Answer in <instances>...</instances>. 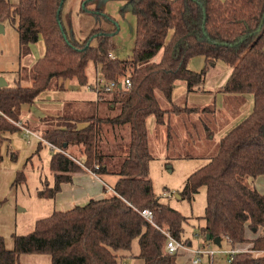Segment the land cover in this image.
<instances>
[{
    "label": "trees",
    "instance_id": "trees-1",
    "mask_svg": "<svg viewBox=\"0 0 264 264\" xmlns=\"http://www.w3.org/2000/svg\"><path fill=\"white\" fill-rule=\"evenodd\" d=\"M65 1L0 0V22L17 24L21 60L41 37L45 43V54L31 67V85H23L20 75L14 85L7 81L0 86V147L8 133L20 130L15 122L24 105L44 91L62 90V81L88 84L87 67L93 63L118 87L99 94L90 113L63 115L42 131V139L59 150L50 160L54 183L45 182L39 195L55 199L64 183L87 170L102 180L106 174L118 178L103 198L54 211L38 219L28 234L14 235L13 249L0 235V264H20L23 254L36 253L50 255L51 264H122L131 256L135 239L136 258L143 264H178L177 256L165 249V232L192 244L184 235L190 219L155 192L147 119L155 115L158 123H164L167 111L156 91L170 102L178 82L190 92L199 91L218 61L231 68L221 92L252 96L253 109L221 139L218 152L187 177L179 194L192 200L201 188L206 189L204 225L194 235L202 243L214 242L216 237L221 238V246L224 241L232 247L250 243L229 264H264V231L260 233L264 193L255 186L256 178L264 175V0H129L137 25L128 59L109 56L116 22L113 28L93 29L82 41L71 37L62 19ZM89 1L84 0L81 11L99 13L88 8ZM196 57L205 59L200 72L190 67ZM126 77L130 88L120 87ZM183 110L198 109L172 107L173 112ZM106 129L114 133L113 141L107 139ZM125 129L129 130L128 153L118 171L110 172L107 161L116 156L115 149H124L125 137L118 131ZM206 131L211 137L208 127ZM75 148L80 155L72 151ZM19 175L16 181H24V173ZM145 209L152 211V221L142 215ZM247 228L254 238L246 236Z\"/></svg>",
    "mask_w": 264,
    "mask_h": 264
},
{
    "label": "rangeland",
    "instance_id": "rangeland-1",
    "mask_svg": "<svg viewBox=\"0 0 264 264\" xmlns=\"http://www.w3.org/2000/svg\"><path fill=\"white\" fill-rule=\"evenodd\" d=\"M10 1L12 3L18 2V0ZM83 5L84 0H66L64 3L62 19L71 37L82 41L95 28L108 29L117 24L118 31L111 39V49L117 58L128 59L131 57L137 24L129 0H90L88 8L99 13L82 12L81 7ZM3 24L5 30L0 33V77L5 78L10 85H14L16 79H19L21 75L22 84L29 86L32 83L31 67L37 57L45 54L44 43L34 44L32 54L21 60L19 59L17 24L12 23L10 20H6ZM159 58L160 55L155 59L159 60ZM87 74L89 77L88 84L75 87L76 89L69 86V90L80 94L82 97L93 99L96 93L89 90L87 86L96 83L102 75L100 69L96 68L93 63H89ZM160 94L162 93L158 90V95ZM101 106H103V102ZM38 109L39 106L34 105L33 111L37 115L39 114L36 111ZM66 115L70 116L72 114ZM28 125L31 129L44 130L38 121L33 124L28 122ZM16 126L18 125L16 124ZM18 127L20 128V126ZM113 134L111 130L106 129V137L109 141H113ZM119 134L126 136L125 142L126 140L129 142L128 129L122 130L120 133L118 131V136ZM26 136L29 137L25 131L18 130L10 135V141L5 140L0 147V235L4 237L6 246L9 249L14 247V235L28 234L35 228L38 219L49 216L57 207L54 199L39 195V190L45 186V182H51V185L54 183V177L50 169V160L54 151L45 142H43L44 144L40 150L36 151V144L33 142L29 145ZM30 139L33 140L34 138ZM72 151L77 153L76 148ZM115 152H120V150L115 149ZM77 154L80 155V153ZM200 163V158H176L167 163L166 158L161 156H156L150 163V177L153 180L157 196L162 201L170 203L190 219V225L186 224L184 235L185 238L192 240L194 246L198 245L194 235L204 225L201 217L204 215L206 208V189L201 188L192 200L182 199L177 195L183 190L187 177L198 169ZM110 165L114 168L117 165L116 160H112ZM20 172L25 175L24 181H16L17 177L20 176ZM113 176L115 175L109 177L110 180L109 178L104 179L107 183H112ZM111 191L108 190L105 193L108 194ZM165 192L168 193L167 196L164 195ZM247 229L249 230V228ZM263 231L264 229H261L260 233ZM246 247L248 248V246ZM222 248L229 249L231 247L223 244ZM138 253L139 243L138 239H135L131 256L126 257L124 261L127 264H143V261L136 258ZM188 253L183 252L176 255L177 263L185 264L183 260H186V263L189 264L190 254ZM20 264H51V257L44 253L23 254ZM215 264H229L228 254L224 252L217 253Z\"/></svg>",
    "mask_w": 264,
    "mask_h": 264
},
{
    "label": "crops",
    "instance_id": "crops-1",
    "mask_svg": "<svg viewBox=\"0 0 264 264\" xmlns=\"http://www.w3.org/2000/svg\"><path fill=\"white\" fill-rule=\"evenodd\" d=\"M39 42L44 43L42 37L37 43ZM33 46L34 44L31 46V53L29 55L32 54ZM204 62V57L194 58L190 61V67L200 72L204 66ZM230 74V66L223 61H218L208 71L203 88L199 91L190 92L185 83L178 82L173 90L172 102L165 97L163 92L158 95V91H156V97L160 106L167 112L164 117V123H158L155 115H150L147 119L149 149L154 158L156 156L165 157L167 163L176 158H200L201 163L198 166L199 168L218 152L221 139L249 116L254 105L252 96L221 92V88L228 80ZM62 85V90L44 91L32 104L23 106L22 116H20V122L23 126L20 127V131L26 132V129H28L32 132L29 137L26 136L28 138L27 142L29 145L34 142L37 146L36 151L40 150L44 144L43 142L47 144L48 142L42 139V131L34 128L31 129L28 122L33 124L38 121L45 129L47 126L50 127L57 123V118L63 115H70L75 112L81 113L80 115L90 113L92 104L99 99L98 94L93 99H89V97H82L80 94L69 90V86L74 87V89H76L75 87L82 86L76 80L62 81ZM34 105L39 106V109L36 110L39 113L38 115L33 111ZM173 105H177L180 108H196L198 110L173 112ZM204 108H207V110L203 111ZM79 126L83 127L85 124L80 123ZM206 127L210 129L211 137L208 131H206ZM10 135L12 133L6 135L8 141L11 139ZM30 138L34 139L31 140ZM128 144L129 142L126 140L124 149L116 152V156L107 161V167L110 172H116L120 168L122 161L128 153ZM51 150L55 152L53 148ZM112 160H116L117 165L114 168L110 165ZM112 175L115 174H106L104 178L108 179ZM117 178V175H115L113 176L112 183H107L104 181L105 179L102 180L91 171L87 170L86 172L77 173L73 177V182L62 185L61 192L54 199L57 205L54 211L69 210L77 205L86 204L92 198H103L104 194H106L105 192H107L106 188L110 190ZM48 183L50 184L51 182ZM255 186L261 193H264V175L256 178ZM251 232L250 229L246 231V236L249 239L256 236ZM195 238L197 240L196 244H202L200 238L197 236ZM223 244H227L229 247L238 249L239 251H247L251 247L250 243L236 244L233 247L228 241H224ZM188 254H190L188 258L190 259L191 253ZM183 262L188 264L186 260H183Z\"/></svg>",
    "mask_w": 264,
    "mask_h": 264
},
{
    "label": "built area",
    "instance_id": "built-area-1",
    "mask_svg": "<svg viewBox=\"0 0 264 264\" xmlns=\"http://www.w3.org/2000/svg\"><path fill=\"white\" fill-rule=\"evenodd\" d=\"M109 56L111 58H115V54L113 53V51L109 52ZM123 84L127 88H130L132 85L131 80L128 77L123 79V81L121 82V85ZM117 87H118V82L108 81L106 80L104 76L99 77L96 83H93L87 86L89 90L94 91L98 95L103 92L114 91ZM16 124L22 127L21 126L22 123L20 121L17 122ZM26 134L31 135L32 132L26 129ZM48 144L54 150H59V148L56 147L55 145L49 142ZM164 195L167 196L168 193L165 192ZM142 215L150 221H152L153 219V213L149 209L143 210ZM165 234L167 237L166 244H165L166 251L171 255H178L183 252H187V253L190 252L191 253V257H190L191 264H215V256L219 252H224L228 254V262L230 263L233 260L234 254L240 252L238 249H235V248L223 249L222 246H218L214 242H207V241L203 242L200 245L194 246L191 243H186L176 238L168 231L165 232ZM122 264H127V263L124 261Z\"/></svg>",
    "mask_w": 264,
    "mask_h": 264
},
{
    "label": "water",
    "instance_id": "water-1",
    "mask_svg": "<svg viewBox=\"0 0 264 264\" xmlns=\"http://www.w3.org/2000/svg\"><path fill=\"white\" fill-rule=\"evenodd\" d=\"M5 30V26L3 23L0 22V33L1 32H4ZM7 80L3 77H0V86H6L7 85ZM122 85L120 84V87ZM179 198L181 197L179 194L177 195ZM207 240H211V236L210 235H207ZM214 243L218 246H221V238L220 237H216L214 240Z\"/></svg>",
    "mask_w": 264,
    "mask_h": 264
}]
</instances>
